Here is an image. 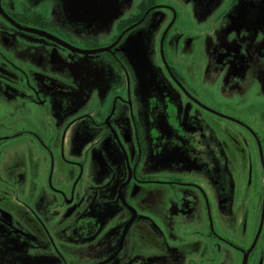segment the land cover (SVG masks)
I'll return each instance as SVG.
<instances>
[{"label": "flooded vegetation", "instance_id": "flooded-vegetation-1", "mask_svg": "<svg viewBox=\"0 0 264 264\" xmlns=\"http://www.w3.org/2000/svg\"><path fill=\"white\" fill-rule=\"evenodd\" d=\"M71 1L0 0V264H264V0Z\"/></svg>", "mask_w": 264, "mask_h": 264}, {"label": "rangeland", "instance_id": "rangeland-1", "mask_svg": "<svg viewBox=\"0 0 264 264\" xmlns=\"http://www.w3.org/2000/svg\"><path fill=\"white\" fill-rule=\"evenodd\" d=\"M104 0H87V4H81V3H76V5L78 6L76 9V12L78 14H81L82 16H85V12L84 10H86V8H94L96 6L102 5ZM105 2V1H104ZM158 3H163L166 6H169L171 8V6L173 7V10H175L177 13H184L186 14V19H188L187 21L189 22H193V20L191 19V16H196L199 13L202 12V10H204L206 8L205 2L206 0H157ZM87 5V6H86ZM77 10H80L81 12H78ZM112 11V10H111ZM118 14H114L113 12V16H117ZM110 13L107 12L106 16L103 17L104 19H106V22L108 23L110 20ZM112 22H109V25H111ZM181 25H187L186 22L183 20Z\"/></svg>", "mask_w": 264, "mask_h": 264}, {"label": "water", "instance_id": "water-1", "mask_svg": "<svg viewBox=\"0 0 264 264\" xmlns=\"http://www.w3.org/2000/svg\"><path fill=\"white\" fill-rule=\"evenodd\" d=\"M61 1H62V3H64L66 5V7H68V5L70 4V0H61ZM104 1H103V4L102 5L96 6L94 8L91 7V9L93 10V12L94 13L96 12L95 15H94V19H96V20L101 17V13L105 12V11H102L100 9V7L107 8V7H111L112 5H115L117 3V1H113V0H104ZM71 2H74V4L80 3V2H77V0H72ZM108 11H109L110 16H111L109 22H111V20L113 18H115L116 16H113V11H110V8L108 9Z\"/></svg>", "mask_w": 264, "mask_h": 264}]
</instances>
